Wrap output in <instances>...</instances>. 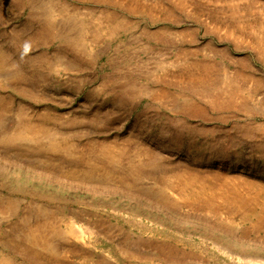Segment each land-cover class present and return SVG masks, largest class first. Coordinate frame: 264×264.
Segmentation results:
<instances>
[{"label":"rangeland","instance_id":"1","mask_svg":"<svg viewBox=\"0 0 264 264\" xmlns=\"http://www.w3.org/2000/svg\"><path fill=\"white\" fill-rule=\"evenodd\" d=\"M258 43L264 0H0V260L264 264Z\"/></svg>","mask_w":264,"mask_h":264},{"label":"bare ground","instance_id":"2","mask_svg":"<svg viewBox=\"0 0 264 264\" xmlns=\"http://www.w3.org/2000/svg\"><path fill=\"white\" fill-rule=\"evenodd\" d=\"M258 46L257 47H259L258 48V51H259V53H261L263 56H264V46H262V44L261 43H258L257 44ZM225 71H226V69H225ZM227 73H225V75H224V80L225 81H227L226 82V84H227V86L224 88V89H222V91H224V94L226 95V96H228V97H230V98H232L233 97V93L228 89V87L230 86V84L232 83V81H233V79L235 78L236 80H237V82H239V83H244V82H246V81H248V77H246V76H239V75H234V73L232 72V73H229V71H226ZM236 76V77H234V76ZM231 76H233V77H231ZM232 86V85H231ZM235 90V89H234ZM213 94V93H212ZM216 95V94H215ZM237 96V95H236ZM235 96V97H236ZM237 98V97H236ZM24 133V135L25 136H27L28 134H30V133H28V132H23ZM30 135H32V134H30ZM0 264H13V262H12V260H10V259H8V258H3V259H1L0 260Z\"/></svg>","mask_w":264,"mask_h":264},{"label":"clouds","instance_id":"3","mask_svg":"<svg viewBox=\"0 0 264 264\" xmlns=\"http://www.w3.org/2000/svg\"><path fill=\"white\" fill-rule=\"evenodd\" d=\"M31 51V44L29 42H25L23 46L22 55H27Z\"/></svg>","mask_w":264,"mask_h":264}]
</instances>
